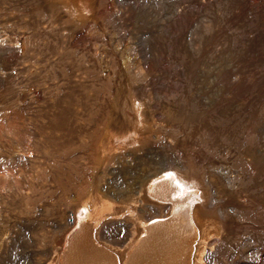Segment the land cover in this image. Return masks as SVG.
Listing matches in <instances>:
<instances>
[{
  "label": "rangeland",
  "instance_id": "rangeland-1",
  "mask_svg": "<svg viewBox=\"0 0 264 264\" xmlns=\"http://www.w3.org/2000/svg\"><path fill=\"white\" fill-rule=\"evenodd\" d=\"M173 216L189 264H264V0H0V264Z\"/></svg>",
  "mask_w": 264,
  "mask_h": 264
},
{
  "label": "bare ground",
  "instance_id": "bare-ground-1",
  "mask_svg": "<svg viewBox=\"0 0 264 264\" xmlns=\"http://www.w3.org/2000/svg\"><path fill=\"white\" fill-rule=\"evenodd\" d=\"M170 179L172 180V178H170ZM181 180L182 179H180V181ZM162 183L160 185H158L157 188H155V190L153 191L154 195L159 196V198L160 197L165 198L166 191L168 192L166 184H162ZM167 184H169L168 186H172V185H170V183H167ZM178 184H177V186H178ZM173 185H176V184H173ZM177 186H176V188H177ZM178 189H179V187H178ZM183 189H182V191H183ZM179 192L181 194V191H179ZM192 192H194V190ZM194 194H196V193H194ZM186 195H187V193H186ZM168 196H169V194H168ZM185 197H184V201H185ZM161 199H163V198H161ZM195 200H197V199H195ZM175 202H173V203H175ZM179 205H181V204H179ZM179 211H181V209H179ZM184 211H186V210H184ZM184 214H185V212H184ZM188 215H189V213H188ZM191 217H192V215H191ZM193 220L194 219H192V221ZM185 223L183 224L182 221H180L178 217L177 218L174 217L173 220H170L168 225H166V226H168V229L163 227L164 226L163 224H158V223L157 224L154 223L151 226H148V225L143 226V232L140 235V237L138 238V240L136 241L132 251L129 252L127 259L124 262V264H189V259L191 258L190 254L192 252L191 251L192 241H191V239H187V241H185L184 244L181 243L180 239H178L179 235L177 234V232H175L177 229V231L183 230L182 232L184 233L185 230L188 228V227L186 228L185 226H190L189 222H188V225H187V223L186 224ZM193 227L197 228L195 226H193ZM189 230H187V231H189ZM194 234H195V232H194ZM89 236L91 238H93L92 234H90ZM182 239H184V238H182ZM86 240H87V238L85 236H83L82 238H79V241L77 242V250L75 251V258H74V252L71 254H70V252H68L66 254L65 258L63 259L64 264H91V263L87 262V261H89L90 255L96 256L97 251L103 253L96 246L95 242H94L95 243L94 244L93 242H91V240L90 241L88 240L90 243H92V244H90ZM104 256H106V255H103V258H104ZM106 257H107L106 259L104 258L105 259L104 264H119V262L117 261V259L115 257L109 256V255H107Z\"/></svg>",
  "mask_w": 264,
  "mask_h": 264
}]
</instances>
